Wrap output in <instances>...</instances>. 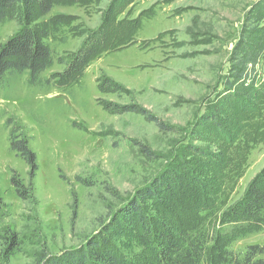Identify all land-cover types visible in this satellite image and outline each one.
Here are the masks:
<instances>
[{
  "label": "rangeland",
  "instance_id": "1",
  "mask_svg": "<svg viewBox=\"0 0 264 264\" xmlns=\"http://www.w3.org/2000/svg\"><path fill=\"white\" fill-rule=\"evenodd\" d=\"M258 1L85 0L56 6L32 25L48 30L52 66L36 83L28 72L0 80V254L5 238L16 235L10 264H39L84 245L164 177L179 190L165 208L149 202L155 216L205 213L196 202L206 198L218 217L242 199L264 170V99L251 103L257 112L243 111L236 130H217L208 119L228 122L238 111L235 101H223L233 81L230 58ZM113 4L115 19L135 27L131 41L95 57L77 84L56 87L51 78L104 25ZM19 29L14 19L0 23V45ZM256 70L264 95V57ZM107 104L142 109L163 129L138 113L109 112ZM12 135L28 140L36 155L34 179ZM15 175L26 187L33 182L29 200L17 196ZM250 245L264 247V232L231 249Z\"/></svg>",
  "mask_w": 264,
  "mask_h": 264
},
{
  "label": "trees",
  "instance_id": "2",
  "mask_svg": "<svg viewBox=\"0 0 264 264\" xmlns=\"http://www.w3.org/2000/svg\"><path fill=\"white\" fill-rule=\"evenodd\" d=\"M84 1L0 0V23L14 19L20 25V29L0 45V80L8 72H28L31 82L36 83L40 75L52 66L53 53L45 42L48 30L32 25L47 17L56 6ZM112 8L104 25L87 39L78 53L63 63L64 71L51 78L56 87L66 88L77 84L95 57L131 41L134 25L117 21L115 4ZM263 57L264 0H259L248 12L230 58L229 72L233 81L227 85V95L223 101H235L238 111L228 122L220 123L218 118L215 122L208 119L213 121V127L217 130L225 126H233V130H236L243 111L251 108L250 111L257 112L255 104L250 106L257 98L264 99L262 87L257 86L256 82V68ZM105 108L114 114H141L163 129L157 119L147 117V113L137 107L107 104ZM219 113L224 112L220 110ZM19 138L12 135V149L28 164L32 170L31 178L34 179L38 170L37 157L30 149L28 140ZM172 182L171 176L155 180L151 189L139 190L124 207L113 213L109 223L84 245L61 255L46 256L39 264H264V247L260 245H250L242 252L231 249L236 242L264 232V170L249 184L242 199L218 217L213 213V208H209L206 198L199 205L196 198L192 200L197 201L196 208L207 210L205 213L197 210L184 216H175L166 211L160 216L151 213L149 202L160 203L165 208L167 198L173 195V191L179 190ZM11 183L20 199L27 201L33 195V182L26 187L15 175ZM2 206L0 199V208ZM181 206L188 208L187 204L182 203ZM117 236H124L129 241L120 242ZM4 241L0 264H10L18 239L12 235Z\"/></svg>",
  "mask_w": 264,
  "mask_h": 264
}]
</instances>
